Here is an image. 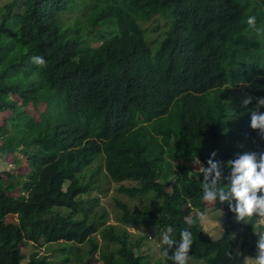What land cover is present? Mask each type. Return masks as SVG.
<instances>
[{
    "label": "trees",
    "instance_id": "obj_1",
    "mask_svg": "<svg viewBox=\"0 0 264 264\" xmlns=\"http://www.w3.org/2000/svg\"><path fill=\"white\" fill-rule=\"evenodd\" d=\"M156 13L172 31L153 49L136 21ZM249 16L264 28V0H0V112L12 111L0 125V154L20 152L28 162L26 174L0 171V264H22L29 243H55L69 256L34 252L27 264H88L97 251L103 264H150L143 237L130 242L126 230L93 215L98 198H82L97 189L102 166L118 191L144 200L116 201L125 225L162 234L171 227L179 241L185 217L205 210L208 160L226 165L246 149L264 152L251 128L264 97V36ZM199 29L215 64L193 52ZM29 103L44 104L39 120ZM15 190L23 200L10 196ZM215 205L227 212L223 234L212 239L197 221L190 264H245V237L259 217L244 224L227 203Z\"/></svg>",
    "mask_w": 264,
    "mask_h": 264
},
{
    "label": "clouds",
    "instance_id": "obj_2",
    "mask_svg": "<svg viewBox=\"0 0 264 264\" xmlns=\"http://www.w3.org/2000/svg\"><path fill=\"white\" fill-rule=\"evenodd\" d=\"M162 14L156 13L152 15L153 17L151 16L152 18L149 21H144L143 19L136 21L142 31L144 43L153 49L159 47L172 31V28H168L167 18ZM247 24L257 37L264 36V28L257 26L255 16H249ZM202 31L199 29L200 38H193V52L205 56L207 60L205 65L215 64V57L209 51L212 47ZM102 43V41L94 42V44L98 45ZM31 61L40 68L47 67V61L41 56H33ZM243 84L249 86L250 82ZM251 101L252 97H249L243 101V104L247 106ZM255 107L256 109L251 113V128L257 130L258 135L264 138V112L259 111V109L264 108V97L256 98ZM85 141L93 142V138L88 137ZM216 154L214 151L211 155L215 157ZM208 165L210 166L204 167L202 170V200L210 204L217 202L219 204L227 203L230 210L236 214L237 221L251 223L252 217L256 216L259 217L258 223L264 222V152L236 153L234 158L226 162V167L229 170L226 176L222 171L220 162L209 159ZM104 172L107 175L105 168ZM224 181L229 183H226V186H222ZM20 193L24 194V192ZM205 218L206 211L197 212L195 219L190 216L185 217L187 227L181 230L179 241L171 236L173 230L169 227L162 236V244L166 246L163 249V257L171 260L173 264H190L192 257L189 253L194 243L191 229L197 225V221L202 226ZM255 227L256 225H254V229ZM255 234L259 237L255 264H264V231H255ZM227 255L230 259L232 258L231 252L227 253ZM245 264H247V260Z\"/></svg>",
    "mask_w": 264,
    "mask_h": 264
},
{
    "label": "rangeland",
    "instance_id": "obj_3",
    "mask_svg": "<svg viewBox=\"0 0 264 264\" xmlns=\"http://www.w3.org/2000/svg\"><path fill=\"white\" fill-rule=\"evenodd\" d=\"M98 45V44H94ZM242 85L234 87L235 89L241 88ZM245 90L244 88L242 89ZM14 99H18L16 95H13ZM45 111L44 104H40L38 107H35L32 103L27 105V112L34 118L35 121L40 119L41 114ZM11 110L6 112L0 113V125H4L7 119L11 115ZM240 147H242L245 143L243 138L241 140ZM0 144H2V139H0ZM245 150V149H244ZM254 151V149H246L247 151ZM222 171L224 175H228L229 171L226 165H221ZM193 167L195 170H200L201 165L199 163H194ZM0 171L1 172H13L15 174H26L28 171V162L27 159L19 152L15 153H1L0 154ZM106 174L104 172L103 166L98 174V182H97V190L89 193L87 195L82 196L84 200H89L91 198L97 197L98 200L96 201V205L94 207V216L98 217L101 216L102 220L107 224L116 225L117 228L126 230L129 233V240L136 241L140 237L144 238L143 245L141 247L142 251L146 252L149 255L150 264H168L164 260L161 252L160 247L162 244V236L163 234L158 231L157 228H144L139 229L136 227L125 225L123 220L121 219L122 211L116 204L117 200L126 202L130 207L140 205L143 202V199L139 198H131L127 194L121 193L117 190V184L110 179H106ZM68 184H65V188ZM10 196L17 201L23 200V195L15 190L14 192L10 193ZM206 211V218L201 226L205 232L208 233L210 238L218 239L223 234L225 229V225L222 222V219L225 217L227 212L221 207L216 206L215 204H210L206 202L205 210ZM77 217H80L77 216ZM8 220V218L6 219ZM234 221H237L236 216L233 218ZM244 223V222H243ZM261 224L264 222H260ZM246 224V223H244ZM255 231H258V223L255 224ZM243 228H238V232L244 230ZM255 231L251 234V232H247V236L245 237V241L247 242V246L244 248L249 251L248 256L246 258L247 264H255V256L257 255V241L259 239L258 235L255 234ZM264 231V230H262ZM95 238L101 248L105 246L104 239L102 238L101 234H95ZM239 242V248H241V243ZM81 249L85 250L89 247V244H80ZM112 247V246H111ZM22 252L25 254L26 258L22 261V264H27L30 260L32 254L38 253L39 255H47L50 259L59 258L64 259L65 256H69V253H58V248H56L55 243H51V245L43 246V245H36L33 243L29 244H21ZM83 252V251H82ZM85 258V257H84ZM88 260V264H103L102 260L100 259L99 251H97L90 259ZM193 260L191 259V262ZM56 261L53 262L55 264ZM71 264H80L76 261H73Z\"/></svg>",
    "mask_w": 264,
    "mask_h": 264
},
{
    "label": "crops",
    "instance_id": "obj_4",
    "mask_svg": "<svg viewBox=\"0 0 264 264\" xmlns=\"http://www.w3.org/2000/svg\"><path fill=\"white\" fill-rule=\"evenodd\" d=\"M258 230H259V228H258ZM260 231V230H259Z\"/></svg>",
    "mask_w": 264,
    "mask_h": 264
}]
</instances>
